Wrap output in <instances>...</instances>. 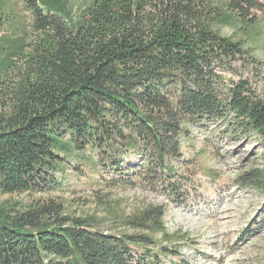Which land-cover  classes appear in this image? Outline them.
<instances>
[{"label":"trees","instance_id":"16d2710c","mask_svg":"<svg viewBox=\"0 0 264 264\" xmlns=\"http://www.w3.org/2000/svg\"><path fill=\"white\" fill-rule=\"evenodd\" d=\"M18 6L28 23L5 32ZM259 52V0H0V194L51 191L74 161L180 200L194 132L264 143V98L226 76ZM245 180L264 191L261 170ZM163 218L146 205L114 233L34 200L0 214V264H159L188 239Z\"/></svg>","mask_w":264,"mask_h":264},{"label":"rangeland","instance_id":"374dc122","mask_svg":"<svg viewBox=\"0 0 264 264\" xmlns=\"http://www.w3.org/2000/svg\"><path fill=\"white\" fill-rule=\"evenodd\" d=\"M78 1L67 0L68 7ZM15 16L5 32L13 28L21 32L27 25V13L21 6L15 9ZM232 29L224 25L222 32L229 34ZM258 60L262 61L260 69L234 62L226 76L249 80L264 98L263 52L258 53ZM211 128L202 134L194 132L193 149L183 145L185 162L173 164L185 176L178 201L160 190L122 185L113 173L68 161L64 172L56 173L59 184L51 191L0 194V214L50 198L62 204L65 215L94 216L104 230L129 233L125 218L146 205H159L164 208L167 232L180 231L188 238L175 245V249L180 247L177 256L160 255L159 264H264V191L245 180L247 170L264 172V143L256 136L248 142L230 139Z\"/></svg>","mask_w":264,"mask_h":264}]
</instances>
